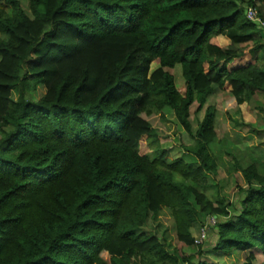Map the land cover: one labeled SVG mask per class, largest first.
I'll return each instance as SVG.
<instances>
[{
    "label": "trees",
    "instance_id": "1",
    "mask_svg": "<svg viewBox=\"0 0 264 264\" xmlns=\"http://www.w3.org/2000/svg\"><path fill=\"white\" fill-rule=\"evenodd\" d=\"M248 9L264 22V0H0V264H264V162L234 158L231 205L209 192L213 107L190 122L212 94L238 112L264 96ZM165 110L194 162L162 148ZM162 211L188 248L214 218L215 243L179 255L145 229Z\"/></svg>",
    "mask_w": 264,
    "mask_h": 264
},
{
    "label": "rangeland",
    "instance_id": "2",
    "mask_svg": "<svg viewBox=\"0 0 264 264\" xmlns=\"http://www.w3.org/2000/svg\"><path fill=\"white\" fill-rule=\"evenodd\" d=\"M23 6L26 2L22 1ZM264 32V30H262ZM175 79V84L179 90L183 88V79L181 77L180 67L171 71ZM44 90L38 89L35 98L38 99ZM13 97L16 95L13 93ZM229 97L227 93H215L208 97L205 106L197 110L196 105L193 106L190 122L192 132L195 133L198 122L203 118L204 112L208 106L213 107L215 115V130L217 132L218 141L214 145V154L218 157L217 174L212 177L210 193H214V187L218 190L221 198L228 200L231 205L237 206L240 198L238 190L244 188L245 182L239 172H232L231 165L238 160L240 166H244L245 162H250L251 158L255 159L257 164L264 162V145L257 139L256 133L264 131V96H256L249 105L244 106L241 111L225 109V101ZM165 124L170 133V140L162 145L169 151L171 159L183 158L187 162H194V158L187 155L183 149L184 146L190 145V136H186L171 112L165 110ZM168 158V159H170ZM245 167V166H244ZM200 219L192 228V234L197 242L201 243L199 247H182L174 238V225L168 212L162 211L155 220L149 221L146 231L156 234L161 239H166L172 245V249H177L180 255L183 252L187 256H197L198 251L208 250L216 239V231L209 226V219L205 221ZM205 230V236H200L201 230ZM207 247V248H206ZM235 261V259H234ZM237 262V260H236ZM224 263L233 264L232 258L224 259Z\"/></svg>",
    "mask_w": 264,
    "mask_h": 264
},
{
    "label": "built area",
    "instance_id": "3",
    "mask_svg": "<svg viewBox=\"0 0 264 264\" xmlns=\"http://www.w3.org/2000/svg\"><path fill=\"white\" fill-rule=\"evenodd\" d=\"M247 18L250 20V21H252L253 23H256V24H258V25H260L261 27H264V22H262L260 19H259V17H258V15H257V12L255 11V10H253V9H248L247 10ZM215 223H216V221L214 220V218H210V220H209V226H211V227H213L214 225H215ZM205 230L203 229V230H201V232H200V236H205ZM204 238V237H203ZM196 244H201V243H199V242H197L196 241Z\"/></svg>",
    "mask_w": 264,
    "mask_h": 264
}]
</instances>
